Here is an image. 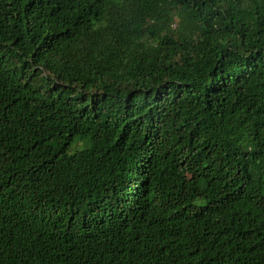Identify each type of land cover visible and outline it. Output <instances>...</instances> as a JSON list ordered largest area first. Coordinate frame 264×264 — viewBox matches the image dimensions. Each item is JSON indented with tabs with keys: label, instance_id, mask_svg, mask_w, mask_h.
I'll use <instances>...</instances> for the list:
<instances>
[{
	"label": "trees",
	"instance_id": "trees-1",
	"mask_svg": "<svg viewBox=\"0 0 264 264\" xmlns=\"http://www.w3.org/2000/svg\"><path fill=\"white\" fill-rule=\"evenodd\" d=\"M0 264H264V0H0Z\"/></svg>",
	"mask_w": 264,
	"mask_h": 264
},
{
	"label": "rangeland",
	"instance_id": "rangeland-1",
	"mask_svg": "<svg viewBox=\"0 0 264 264\" xmlns=\"http://www.w3.org/2000/svg\"><path fill=\"white\" fill-rule=\"evenodd\" d=\"M80 144V143H79Z\"/></svg>",
	"mask_w": 264,
	"mask_h": 264
}]
</instances>
